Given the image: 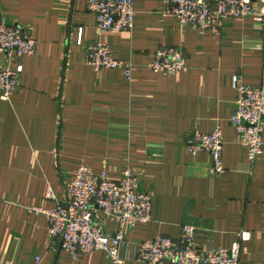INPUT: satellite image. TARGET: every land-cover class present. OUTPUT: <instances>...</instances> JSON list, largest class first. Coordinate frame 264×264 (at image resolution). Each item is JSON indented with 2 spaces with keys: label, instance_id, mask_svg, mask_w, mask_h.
Wrapping results in <instances>:
<instances>
[{
  "label": "crops",
  "instance_id": "1",
  "mask_svg": "<svg viewBox=\"0 0 264 264\" xmlns=\"http://www.w3.org/2000/svg\"><path fill=\"white\" fill-rule=\"evenodd\" d=\"M130 30L98 32L87 0H0V15L36 42L18 59L23 71L9 100L0 99V264H115L103 251L72 258L49 235L43 214L54 208L80 165L119 179L126 168L151 195V218L127 230L119 249L137 264L141 242L179 236L194 227L196 245L228 248L247 230L239 264H264L263 152L249 162L229 117L237 74L257 86L264 73V23L226 18L199 32L180 24L164 0H133ZM101 39L131 65L95 70L84 61ZM80 42V43H79ZM179 47L187 69L164 75L148 68L160 47ZM3 55L0 53V65ZM222 132L224 171L214 174L209 153H190L194 129ZM105 233L116 220L99 216Z\"/></svg>",
  "mask_w": 264,
  "mask_h": 264
},
{
  "label": "built area",
  "instance_id": "2",
  "mask_svg": "<svg viewBox=\"0 0 264 264\" xmlns=\"http://www.w3.org/2000/svg\"><path fill=\"white\" fill-rule=\"evenodd\" d=\"M167 12L180 24H189L199 32L218 27L226 18L251 17L264 23V0H164ZM87 8L96 17L98 32L130 30L133 26V0H87ZM80 43V42H79ZM35 39L17 25L7 23L0 15V99L9 100L19 87L23 67L18 59L34 53ZM84 61L95 70L122 69L126 78L131 77V65L112 56L110 45L97 39L90 44ZM148 68L164 75L187 69L186 58L179 47H160ZM236 91L234 110L229 123L236 139L252 162L263 152L262 126L264 118V73L257 86L241 82L239 75L232 77ZM187 150L192 153L205 151L212 160V171H224L222 161V132L216 125L210 132L194 129L185 137ZM137 176L126 168L119 179L111 178L105 170L93 172L80 165L74 177L65 185L64 201L54 208L32 206L28 210L45 215L49 235L61 242L62 248L72 257L93 251H103L115 264H124L119 249L127 230L146 223L151 218V195L139 191ZM103 216L118 222L115 233H105ZM194 227L183 225L179 236L157 235L141 242L135 255L137 264H239L242 244L251 233L240 230L228 248L207 245L199 247L195 242ZM35 257L33 264H38Z\"/></svg>",
  "mask_w": 264,
  "mask_h": 264
}]
</instances>
